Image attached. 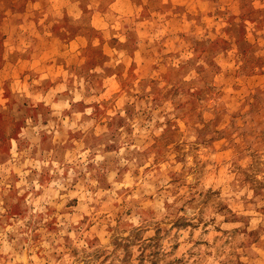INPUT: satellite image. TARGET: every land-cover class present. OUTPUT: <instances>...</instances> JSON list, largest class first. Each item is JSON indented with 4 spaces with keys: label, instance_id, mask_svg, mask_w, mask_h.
Returning a JSON list of instances; mask_svg holds the SVG:
<instances>
[{
    "label": "rangeland",
    "instance_id": "374dc122",
    "mask_svg": "<svg viewBox=\"0 0 264 264\" xmlns=\"http://www.w3.org/2000/svg\"><path fill=\"white\" fill-rule=\"evenodd\" d=\"M0 264H264V0H0Z\"/></svg>",
    "mask_w": 264,
    "mask_h": 264
}]
</instances>
